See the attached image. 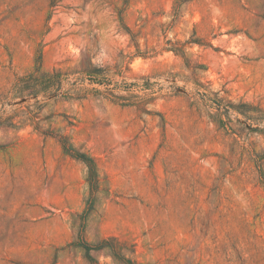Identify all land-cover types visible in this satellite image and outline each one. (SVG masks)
<instances>
[{
  "label": "rangeland",
  "instance_id": "1",
  "mask_svg": "<svg viewBox=\"0 0 264 264\" xmlns=\"http://www.w3.org/2000/svg\"><path fill=\"white\" fill-rule=\"evenodd\" d=\"M0 264H264V0H0Z\"/></svg>",
  "mask_w": 264,
  "mask_h": 264
},
{
  "label": "trees",
  "instance_id": "2",
  "mask_svg": "<svg viewBox=\"0 0 264 264\" xmlns=\"http://www.w3.org/2000/svg\"><path fill=\"white\" fill-rule=\"evenodd\" d=\"M40 58H41V55H38V59H40ZM37 66L38 67L36 69H37V71H39L40 65H37ZM54 137H57V140L60 143L63 152L70 154L73 157H75L76 159L81 160L85 164H87V167L89 170L88 181L90 183L91 191H92V193H94V191L96 190V168H95V164H94L92 157L88 156L85 153L76 151L72 147V145L69 143L68 138L66 136L60 135V136H54ZM87 248H88V246H87Z\"/></svg>",
  "mask_w": 264,
  "mask_h": 264
}]
</instances>
